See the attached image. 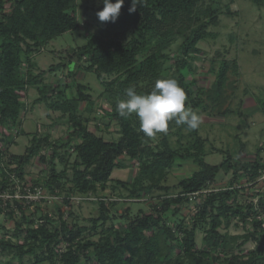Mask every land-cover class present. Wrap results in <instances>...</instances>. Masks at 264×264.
<instances>
[{
	"label": "trees",
	"instance_id": "1",
	"mask_svg": "<svg viewBox=\"0 0 264 264\" xmlns=\"http://www.w3.org/2000/svg\"><path fill=\"white\" fill-rule=\"evenodd\" d=\"M78 1L90 3L96 12L103 7L100 0H0V127L4 130L20 125L22 101L29 87H35L39 95L35 103L43 102L47 108L59 111L62 115L67 114L72 125L71 134L76 135L79 142L73 147V183L77 196L73 195L74 192H66L63 198L66 203L71 202L72 197L74 202V197H78L77 203L90 200L88 193H95L98 188L105 189L113 169L123 167L117 162L122 155L138 161V172L132 182L115 181L117 185L126 187L128 192L124 198L129 200L139 199L140 192L152 189L163 190L166 194L170 190L162 185L166 180V170L179 160L189 159L197 165V169L189 176L180 178L176 186L178 191L162 197L157 205H152V211L144 213L138 210L135 215L129 216V209L126 208L125 225L104 229L98 239L82 237L83 229L69 226L64 221L59 229L54 228L52 231L33 226V222L23 215L26 223L24 229L20 223L15 224V242L10 238H0V253L10 254L16 264H40L43 261L49 264H89L91 261L94 264H264V244L256 237L260 220L253 218V231L242 235L239 243V236L219 232L222 224L227 228L230 219L235 216L245 220L257 210L264 213L262 195L257 196L255 203H240L237 197L241 189L235 186L242 174L247 180L264 174L261 147L256 148L250 156L245 151V143L236 142L237 146L232 152H223V159L219 163L210 164L205 161L207 154L204 140L197 130L190 131L193 140L187 147L173 149L166 135L152 147L150 138L140 131L135 115L121 117L117 111V103L127 98L128 88H134L141 82L143 85L135 91L137 94H148L158 79L173 78L185 91V107L197 114H232L233 110L228 109V106L220 109L230 96L228 89H234L240 76L237 61L220 58L214 80L208 87L198 86L194 79L186 81L183 72H192V76L195 74L191 60L199 51L197 43L207 36H214L208 28L218 25L221 13L219 1L213 0L211 4L198 9L199 0H140L136 11L129 13L131 0H124L115 23L100 21L97 32L87 34L85 44L67 47L64 51L65 56L69 54L66 60L69 76L73 75L74 62L85 57L88 62L86 69L94 72L98 81H102L104 76L112 77L109 81L103 80V84L115 96L106 114L119 127L120 137L117 141H105L95 135L75 114L80 102L92 105L89 95L84 93L86 86L77 83L75 95L60 100L59 92L52 83L43 82L41 76L30 72V58L34 49L43 48L51 40L77 28ZM251 1L258 7L264 6V0ZM227 14L230 12L227 11ZM176 38L180 42L173 57L165 49ZM148 47L149 53L139 60V53ZM169 60L173 68L166 74L163 64ZM192 85H196L194 90H191ZM53 94L56 99L52 97ZM171 122L168 130L172 126ZM180 126L187 127L183 124ZM42 142H48L47 137L38 140L34 137L24 154L12 156L18 159L15 171H19L21 165L39 151ZM9 143L7 140L6 145L0 147V173L3 177L0 193H5L9 184L10 175L1 165ZM47 145L51 148L52 161L58 157L55 150L64 147L65 142H49ZM79 167L83 169L79 170ZM219 172H231L228 185L208 190L207 187ZM47 183L49 188L60 185L56 175H51ZM49 192L54 191L50 189ZM19 201L15 199L13 203L21 214L23 207ZM192 202L196 208L190 218L191 224H186L184 220H173L182 204ZM2 203L0 201V208L4 209ZM99 204V215L93 219L92 229L96 227L97 221L103 223L109 219V211L102 198ZM4 205L10 207L7 201ZM171 206L173 216L168 218V222L164 213ZM202 227L204 235L198 250L195 232ZM23 232L25 236L20 240L19 236ZM250 239L256 245L244 253L240 247ZM173 246L178 251L171 254ZM40 249H46L47 254H37ZM26 255L32 260H25ZM10 263L12 261H5L4 264Z\"/></svg>",
	"mask_w": 264,
	"mask_h": 264
},
{
	"label": "rangeland",
	"instance_id": "2",
	"mask_svg": "<svg viewBox=\"0 0 264 264\" xmlns=\"http://www.w3.org/2000/svg\"><path fill=\"white\" fill-rule=\"evenodd\" d=\"M212 1L199 0L197 7L198 9L204 8ZM218 1L221 8L218 25L208 28V31L214 36H207L197 43L199 51L194 54L191 60L195 74L192 76V72L187 73L183 70L186 81L194 79L198 86L208 87L214 80V73L220 58L237 61L240 68V76L237 78L235 87L232 90L228 89L227 92L230 93V96L220 109L223 110L224 106H228V109L233 110L232 114L212 112L199 114L202 117V123L197 132L204 140L207 154L205 161L210 164L219 163L223 159V152H232L237 146L236 142L239 143L240 141L245 143V151L250 156L254 154L256 148L261 147L260 155L264 158V6L258 7L251 0ZM227 11L230 14H227ZM96 13L90 3L78 1L77 28L73 32L64 33L51 40L43 48L34 49L30 58V72L33 75H39L38 77L41 76L43 82L52 83L55 90L59 92L58 99L60 100L74 96L77 83L86 86L84 93L89 95L92 105L89 106L85 102H80L75 114L95 135L105 141H117L120 137L119 127L106 114L109 112L115 96L103 84L104 81H109L112 77L104 76V81H98L94 72L86 69L88 62L85 57L74 62L72 76H69L70 72H67L66 67L69 54L65 56L64 51L66 52L67 47L81 46L87 41V34L97 32L100 21ZM179 42L180 39L176 38L165 49V52L174 57ZM150 47L139 53V60L149 53ZM163 68L164 73L168 74L173 68L172 61H166ZM141 85L143 83L140 82L134 89L141 88ZM195 87L196 85H192L191 90H194ZM38 96L36 88L29 87L26 96L24 95V101H22L20 125L4 130L0 127L2 129L0 147L3 148L7 140L11 142L1 159L3 169L10 176L6 192L0 193V201L3 202L2 207H4V209L0 208V210L2 209L0 213V238H10L15 242L17 240V237L14 236L16 233L15 224L20 223L24 229L26 223H24L23 217L26 216L33 222V226H42L52 231L54 228L59 229L61 222L64 221L69 226L75 225V228L83 229L82 237L98 239L104 229L125 225L126 208L129 209V216L135 215L138 210L144 213L152 211V205H157L162 197L165 198L167 195H172L178 191L176 186L180 178L189 176L197 169V165L193 161L189 159L179 160L166 170V180L162 182L163 186L170 188L166 194L163 190L152 189L148 192H140L139 199L129 200L124 198L128 192L126 187L117 185L115 181L128 184L132 182L138 172V161L122 155L118 157L117 162L123 167L113 169L109 181L105 184V189L98 188L95 193H88L90 196L87 197L90 200L87 201L77 203L78 197H74L75 202L72 197L71 202H63L66 192H74L73 195L77 196L76 187L73 183L75 176L73 147L75 143L79 142V139L76 135L71 134L72 125L68 121L67 114L62 115L59 111L49 109L43 102L35 103ZM52 97L57 98L54 94ZM255 106H257V110L253 111ZM171 124L172 126L167 133H158L155 137L150 138L149 144L152 147L159 143L163 135L167 136L173 149L187 147L192 142L191 130L176 124L175 121H172ZM34 137L36 140L47 137L48 142H42L39 151L27 163L21 165L19 171H15L18 168V159H13L12 156L24 154ZM60 141H64L65 146L55 150L58 157L51 161V148L47 143H59ZM78 169L82 170L83 167ZM230 173L219 172L217 178L210 183L207 189L216 190L227 186L231 179ZM1 174L0 183L3 179ZM51 175L58 176L59 187H48L47 181ZM143 183L148 182L144 181ZM32 186H34L33 190H30ZM235 186L241 189L237 197L240 203L247 204L250 201L255 203L258 195L264 197V174L262 173L253 180H247V177L242 174ZM50 189L54 191V194L49 192ZM55 196L56 199L53 198ZM158 197L160 198L158 199ZM100 198L103 199L108 208L109 219L103 223L97 221L96 227L92 229L93 219L99 215ZM12 199L20 200L19 202L22 203V215L14 207ZM6 201L10 207H5L4 202ZM195 208L193 202L192 204H182L179 213L174 215L173 220H184L186 224H191L190 218L193 216ZM244 210L247 211L248 209L244 208ZM164 216L167 219L173 216L172 206L164 213ZM253 218L261 221L260 227L256 230V237L264 244L262 237L264 235V213L258 212V210L257 213L254 212L247 216L245 220L237 216L231 218L227 228H224L222 224L219 232L239 236L237 239L239 243L242 240V235L253 231ZM203 235V227L198 228L195 232L198 250ZM24 236L25 232L19 236V239L22 240ZM255 245L256 242L250 239L240 249L247 253ZM63 247L61 249H64ZM232 249L236 251L235 248ZM177 251L178 248L173 246L171 254ZM41 253L46 255L47 250L40 249L37 251V254ZM24 259L30 260L31 258L26 255ZM0 260V264H4L5 261H12L10 264H16L15 258L6 252L0 253ZM40 264H49V262L43 261ZM81 264L88 263L82 262ZM89 264H94V262L91 261Z\"/></svg>",
	"mask_w": 264,
	"mask_h": 264
},
{
	"label": "clouds",
	"instance_id": "3",
	"mask_svg": "<svg viewBox=\"0 0 264 264\" xmlns=\"http://www.w3.org/2000/svg\"><path fill=\"white\" fill-rule=\"evenodd\" d=\"M103 7L96 13L101 22L115 23L124 0H100ZM140 0H131L129 13L135 12ZM126 99L117 103L121 117L135 115L140 131L148 138L158 133H167L169 122L186 125L189 130H197L202 117L191 108L185 107V91L173 78L158 79L148 94H137L134 88L126 90Z\"/></svg>",
	"mask_w": 264,
	"mask_h": 264
},
{
	"label": "crops",
	"instance_id": "4",
	"mask_svg": "<svg viewBox=\"0 0 264 264\" xmlns=\"http://www.w3.org/2000/svg\"><path fill=\"white\" fill-rule=\"evenodd\" d=\"M243 107H244V105H243ZM254 110H257V106L254 107L253 111H254Z\"/></svg>",
	"mask_w": 264,
	"mask_h": 264
},
{
	"label": "built area",
	"instance_id": "5",
	"mask_svg": "<svg viewBox=\"0 0 264 264\" xmlns=\"http://www.w3.org/2000/svg\"><path fill=\"white\" fill-rule=\"evenodd\" d=\"M34 191H35V189H34ZM37 193H38V191H37ZM54 199H56L57 197L55 196V197H53ZM76 200V199H75ZM78 201V200H77Z\"/></svg>",
	"mask_w": 264,
	"mask_h": 264
}]
</instances>
